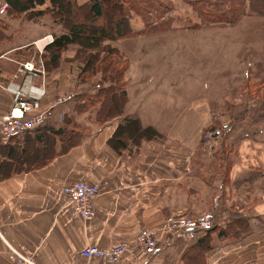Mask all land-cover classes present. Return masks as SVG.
<instances>
[{
    "label": "crops",
    "instance_id": "crops-1",
    "mask_svg": "<svg viewBox=\"0 0 264 264\" xmlns=\"http://www.w3.org/2000/svg\"><path fill=\"white\" fill-rule=\"evenodd\" d=\"M76 1L83 4L87 0ZM49 6L46 1L33 10ZM43 15L51 21L31 27L32 21L48 20ZM133 15L141 19L142 29V17L135 10L130 12V18ZM65 31L48 12L31 19L25 13L0 16V117L12 106V95L4 86L7 82L16 83L13 74L21 54L30 49L35 52L33 43L45 35L54 37ZM165 32L169 31L107 42L128 61L124 74L127 101L120 116L102 124L88 123L83 130L77 124L51 118L46 122L48 128L73 129L80 140L62 152L61 140L57 139V154L37 168L16 169L6 163L0 152V264L7 260L5 240L25 244L34 252L38 264H105L97 258L85 260L81 249L88 244L106 248L128 241L139 228L159 223L168 214H195L190 198L196 199L198 193L190 184L199 167L211 169L217 164L214 154L203 159L199 152L200 134L210 122L224 127L234 160L231 167L226 165L222 171L213 205L227 211L229 206L246 210L251 231L234 242L214 236L213 247L200 253L196 246L192 247L197 239L187 241L160 235L157 253L136 258L125 254L118 264H264V132L261 127L260 133L253 130L261 122L264 125V118H254L255 126L248 130L250 106H236L239 97L229 100L230 88L223 79L220 85L213 77L202 80L207 95L186 94L183 98L182 68L169 66L167 56L162 55L175 46L158 43ZM151 40L155 43H146ZM67 75L44 79L42 106L68 90H85L82 85L70 89L67 85L75 84V77ZM241 81L245 85L252 80L243 74ZM73 108L72 100L58 104L54 113L68 116ZM127 117L137 118L142 128L152 127L161 137L143 138L135 143L133 136H115L117 127ZM6 141L0 138V144ZM227 172L228 184L224 180ZM82 179L109 182L108 188L95 196V215L88 224L61 193L62 186Z\"/></svg>",
    "mask_w": 264,
    "mask_h": 264
},
{
    "label": "rangeland",
    "instance_id": "rangeland-1",
    "mask_svg": "<svg viewBox=\"0 0 264 264\" xmlns=\"http://www.w3.org/2000/svg\"><path fill=\"white\" fill-rule=\"evenodd\" d=\"M196 1L167 0L171 4V8L168 12L164 13L163 18H172V22L168 29L169 32H165L163 34L164 38L158 43L175 47L174 49L169 48V51L164 52L162 55L167 56L169 66L171 65L174 69H178L180 65L182 68L180 75L183 81V84H181L183 98L186 94L189 97H195L199 94L207 95L208 90L201 84L202 80L213 77L218 85H220L222 79L227 80L230 88L228 91L229 100H233L234 97H239V100H235L236 106H250L248 107V122L246 128L251 130V127L255 126L252 123L254 118H264V13L258 9L257 5L259 4V0H239L245 11L237 21L209 25L204 24L199 10L202 7H213L215 10H220L225 8L229 0H203V4H198ZM44 17L48 20L41 19L39 22L32 21L33 26L31 27L35 28L41 26L43 23H47V21H51L48 16L45 15ZM129 21L133 29H140L142 27L141 19L135 15ZM195 23L200 24L198 29L184 32L183 29ZM152 41L146 43H155ZM34 50L35 52L30 49V52L21 54V61L16 65L13 74V79L16 80V84H24L27 79L32 85L44 89V79L61 73L67 75L68 72V77H75V84L73 82L67 86L71 89L76 85H82V88H85V90L77 93L75 90H68L63 95L55 96L54 100L72 94L69 100L59 104L65 105L72 100L74 101V108L68 114L74 120L69 124H77L83 130V127L88 123H96L93 121L95 108H87L85 111L75 109L76 104L83 100L79 96L81 95L80 93L95 91V87L79 82L78 75L83 66V62L81 57L78 56L80 50L78 46L70 45L61 54L58 66L53 67L50 71L46 70L42 53L40 54L36 48ZM30 61H34L35 69L43 70V73L37 72L36 76L35 71L24 73L22 67L26 62ZM212 62L214 63L213 65L211 64ZM165 67L167 70L166 65ZM243 74L247 79L252 81L243 85L241 81ZM191 77H195V79L199 78V80L192 82L190 80ZM39 82L41 83L37 85L36 83ZM6 85H9V82ZM61 122H64V117ZM262 123H259L258 128H254L253 130L260 133L258 129L261 127L260 130L264 132V125ZM217 129L220 131V134L216 133L215 130ZM225 133L223 126L216 122H210L200 134L199 140L201 146L199 147L201 150L199 152H201V157L206 159L214 154L217 159V164L211 169H207L204 166L199 167L196 179L190 184L198 193L196 199L195 197L194 200L192 197L190 198L193 205L190 208L191 210L194 209L195 214L192 215L188 212L180 215L168 214L162 220L168 217L195 220L211 211L214 214L216 213L215 221L221 225H224L227 220H230V215L236 212L248 218L247 215L249 214L246 210H238L235 207L229 206L227 211L222 206L214 207L213 205V199L217 195L215 189L217 183L222 178V171L226 165L231 167L234 164V160L232 159L233 148L226 142ZM227 174L228 172L224 180L228 184ZM219 219L221 222H219ZM201 233L202 230L198 229L192 241L196 237H200ZM220 240L223 241L222 239ZM224 240L230 242L236 241V239Z\"/></svg>",
    "mask_w": 264,
    "mask_h": 264
},
{
    "label": "trees",
    "instance_id": "trees-1",
    "mask_svg": "<svg viewBox=\"0 0 264 264\" xmlns=\"http://www.w3.org/2000/svg\"><path fill=\"white\" fill-rule=\"evenodd\" d=\"M6 1L8 3L6 14L25 13L26 18L31 19L48 12L55 21L62 24L65 33L55 35L42 53L46 70L50 71L58 66L61 54L70 45L78 46L80 49L78 56L83 62L78 75L79 82L95 87V91L80 93L79 96L83 100L76 104L75 109L85 111L87 108H95L93 121L99 124L120 116L127 101L124 74L128 68V61L117 48L107 42L143 33L165 31L172 22V18H163L164 13L171 8L167 0H87L83 4H78L76 0ZM46 1L49 2V7L39 11L33 10L36 5H43ZM196 3L203 4V0H197ZM257 6L260 12L264 13V0H259ZM132 10L138 12L144 22L143 28L137 31L131 28L129 22ZM244 11L239 0H229L223 9L202 7L199 14L204 24L209 25L233 23L244 14ZM199 26V23H195L186 28ZM72 120H74L72 117L64 116V122L72 123ZM120 135L133 136L135 143L143 138L161 137L152 127L142 128L139 120L133 117L124 118L119 124L115 136ZM5 139L7 141L0 144V152L7 160L6 163L14 165L19 170L46 165L57 154L54 147L57 139L61 140L62 152L80 140L73 129L55 130L48 128L46 123ZM118 144L125 146L122 141ZM230 217L231 219L224 225L215 223L212 228L202 230L192 247L196 246L195 249L200 253L213 247L214 236L222 240H238L243 234L251 231L247 217L241 216L238 212L231 214Z\"/></svg>",
    "mask_w": 264,
    "mask_h": 264
},
{
    "label": "built area",
    "instance_id": "built-area-1",
    "mask_svg": "<svg viewBox=\"0 0 264 264\" xmlns=\"http://www.w3.org/2000/svg\"><path fill=\"white\" fill-rule=\"evenodd\" d=\"M7 7V1L0 0V16L6 14ZM53 39L54 37L51 34L45 35L36 40L33 47L41 54L45 46L50 44ZM22 69L24 73L35 71V76L37 72L43 73V70L35 69L34 61L26 62ZM25 81L21 85L11 82L9 85L4 86L5 90L12 95V106L0 117V138L30 131L45 124L53 117L59 120L64 117V113L55 114L54 109L58 104L69 100L72 94L59 97L46 106H42L44 89L32 85L27 79ZM215 131L218 134V131ZM108 186L109 182L106 179L96 183L84 179L75 180L62 186L61 193L66 197L75 213L85 224H88L95 215V196L106 190ZM215 220L216 213L214 214L212 211L195 220L168 217L152 226L139 228L137 233L128 241L106 248L88 244L81 249L80 255L85 260L97 258L105 264H118L125 254H131L134 258L142 254L152 256L159 249L158 238L160 235H166L169 239L177 237L191 241L198 229L208 230L212 228L217 223ZM219 222H221L220 219ZM5 245L8 253L4 264H38L34 252L25 244H13L5 240Z\"/></svg>",
    "mask_w": 264,
    "mask_h": 264
}]
</instances>
